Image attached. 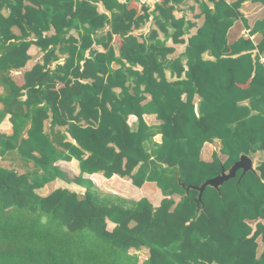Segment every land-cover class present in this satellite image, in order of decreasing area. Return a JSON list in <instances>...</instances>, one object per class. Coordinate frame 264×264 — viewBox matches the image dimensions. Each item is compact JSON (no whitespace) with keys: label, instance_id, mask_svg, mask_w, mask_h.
<instances>
[{"label":"trees","instance_id":"obj_1","mask_svg":"<svg viewBox=\"0 0 264 264\" xmlns=\"http://www.w3.org/2000/svg\"><path fill=\"white\" fill-rule=\"evenodd\" d=\"M137 1L0 0V124L10 114L13 127L12 134L0 131V154L19 151L35 166L19 173L0 165V264H139L131 251L144 248L142 264H264V159L257 172L238 171L220 191L207 187L202 201L197 190L184 196L177 179L181 173L186 186H199L242 154H264V18L251 27L241 11L246 1L264 0H195L205 20L177 58H170L176 48L169 39L184 44L196 26L174 14L183 0H161L142 13ZM150 17L155 27L140 40L134 30ZM238 20L262 40L230 43ZM34 44L43 63L18 86L11 71L26 65ZM57 50L68 56L52 69ZM146 114L161 124H148ZM216 139L224 159L217 152L202 159L204 145ZM73 159L76 177L56 164ZM85 173L119 175L137 187L154 182L164 199L154 206L146 197L101 196ZM57 179L85 192H38Z\"/></svg>","mask_w":264,"mask_h":264},{"label":"crops","instance_id":"obj_2","mask_svg":"<svg viewBox=\"0 0 264 264\" xmlns=\"http://www.w3.org/2000/svg\"><path fill=\"white\" fill-rule=\"evenodd\" d=\"M226 1L228 3H233L235 0H226ZM159 2H161V0H138L136 2V5L138 6V10L140 11V13H142L144 6L150 7V9L152 10L155 7L156 3ZM209 4L211 7H213V3H209ZM98 6L101 11L106 10L102 2H100ZM241 11L244 14L245 18H247L249 25L251 27L254 25V23L257 20L264 18V5L260 3H253L251 1H246L242 6ZM9 13H10V9L5 8L3 14L5 16H8ZM174 14L176 18L186 17L187 20L194 22L196 26L193 29H191L187 35L184 36V40H185L184 44L175 45L173 43V40L169 39L168 44L176 48V52L170 55V58H177L185 52L189 38L197 32L198 28L203 25L205 20L204 15L201 14L199 3L196 2L195 0H183V3L177 6ZM154 27H155L154 20L152 17H150V19H148L141 27L135 29L134 33L139 36L140 40H143V36L149 34L150 30ZM12 30L14 34H16L17 36H20L22 34L21 30L18 27H13ZM73 33L76 38H79V35L77 33H75L74 31ZM54 34H55V29L52 28L50 31L45 32L44 36L49 37ZM161 36L162 38H164V34H161ZM241 37H250L256 44H258L262 40L263 36L260 33L255 35H250V28H247L242 20H238L230 29L228 33V38L230 43H233ZM33 38L34 35L31 36L29 39H33ZM113 42L116 49H118L119 46L121 45V37L116 35L114 37ZM94 48H96L97 51H105L103 45L95 44ZM28 54L30 55V59L27 61L26 65L20 69L11 71L13 80L18 86H22L24 84L26 72L32 70V68L37 63H43L44 60L43 56L45 53L41 49V47L36 44L30 47ZM56 54L58 55L59 59L54 61L50 65L52 69H54L57 66V64H63L68 56L67 53L62 54L58 50ZM87 56H89V53H87ZM204 56L207 59H213V57L209 53L204 54ZM262 61L264 62V54L262 55ZM118 67H119L118 65L116 64L114 65V68H118ZM168 76L169 78L173 79L170 71H168ZM120 90H121L120 88L115 89L117 93H119ZM3 91L4 88L0 83V95L1 93H3ZM150 98L151 96L148 95V99ZM2 108H3V104L0 103V110H2ZM10 116L11 115L8 114L0 124V131L2 133L5 134L13 133L12 130L13 127L10 121ZM145 119L147 123L150 125L157 126L161 124V121L157 118L155 114H146ZM129 123L135 129L138 125L137 117L135 115H131L129 118ZM155 140L160 142L161 135L156 136ZM221 147L222 144L219 139H216L213 143H206L202 149V153H201L202 159L206 161H211L213 158V154L215 152L219 153V155L223 158L224 155L221 154L220 152ZM253 159L255 162V166L257 168L260 160L264 159V154L259 153V155H257ZM56 164L60 166L61 169H63L65 172H67L70 177L79 176L81 173L79 167V161L76 159H73L71 161L60 160ZM0 165L7 167L9 169H14L19 173H25L35 170L34 164L25 159H21L20 156L16 153V151L7 152L5 155L0 154ZM83 178L85 180L91 179L95 184L96 191H98L101 196L114 195L116 198L129 203L133 201H138L139 199L146 197L153 203L154 206H159L162 200L164 199V194L162 193L160 188L156 186L157 185L156 183H153V186H149L150 181L146 182L142 187H137L131 182V180L122 178L119 175H114L112 178H106L105 176L99 173H95V174L85 173L83 174ZM58 187H64V188L67 187L81 194L85 192V187L77 185L75 183H68L62 179H57L47 184L44 188L39 189L38 192L41 193L42 195H47L52 190ZM109 228L112 229L113 226L109 225ZM258 242H259V253H261L264 250L262 239L259 238ZM131 253L137 254L139 256V264H142L149 257V250L147 248H144L139 251L133 249ZM141 253H147L148 254L147 258L142 260Z\"/></svg>","mask_w":264,"mask_h":264},{"label":"water","instance_id":"obj_3","mask_svg":"<svg viewBox=\"0 0 264 264\" xmlns=\"http://www.w3.org/2000/svg\"><path fill=\"white\" fill-rule=\"evenodd\" d=\"M240 170H242V176L249 172H257L254 159L248 155L242 154L240 156V159L236 163H234L229 169L223 168L220 174H218L217 176L213 178L207 179L199 186H196V185L186 186L185 183L182 182L181 180V176H182L181 173H178L177 179H178L179 184L186 191L184 196H188L191 190H197L199 193L197 197V201H202L203 193L207 187H213V188H216L218 191H220L221 186L227 180L235 178L238 171ZM203 208L204 206L202 205L201 209Z\"/></svg>","mask_w":264,"mask_h":264},{"label":"rangeland","instance_id":"obj_4","mask_svg":"<svg viewBox=\"0 0 264 264\" xmlns=\"http://www.w3.org/2000/svg\"><path fill=\"white\" fill-rule=\"evenodd\" d=\"M16 153L20 156L21 159H25V158L23 157V155H22L19 151H16ZM153 183H154V182H150V183H149V186H153ZM155 185H156V184H155ZM156 186H157V185H156ZM157 187H158V186H157ZM141 254H142V260L146 259L147 256H148L147 253H141ZM140 263H142V262H140Z\"/></svg>","mask_w":264,"mask_h":264}]
</instances>
